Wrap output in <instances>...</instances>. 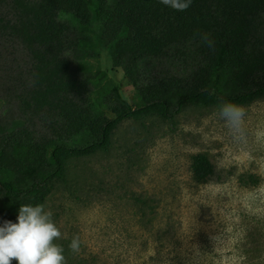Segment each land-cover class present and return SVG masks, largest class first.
Returning <instances> with one entry per match:
<instances>
[{
  "label": "trees",
  "instance_id": "16d2710c",
  "mask_svg": "<svg viewBox=\"0 0 264 264\" xmlns=\"http://www.w3.org/2000/svg\"><path fill=\"white\" fill-rule=\"evenodd\" d=\"M101 52L128 79L131 102ZM263 94L264 0H0V241L30 244L69 164L108 150L125 119ZM191 169L197 182L215 172L205 153ZM45 242L42 264H96Z\"/></svg>",
  "mask_w": 264,
  "mask_h": 264
},
{
  "label": "rangeland",
  "instance_id": "374dc122",
  "mask_svg": "<svg viewBox=\"0 0 264 264\" xmlns=\"http://www.w3.org/2000/svg\"><path fill=\"white\" fill-rule=\"evenodd\" d=\"M99 59L131 102L124 73L107 52ZM197 153L214 165L206 182L192 176ZM34 221L30 244L0 241V264H42L46 240L96 264H264V94L125 119L108 150L69 164Z\"/></svg>",
  "mask_w": 264,
  "mask_h": 264
}]
</instances>
